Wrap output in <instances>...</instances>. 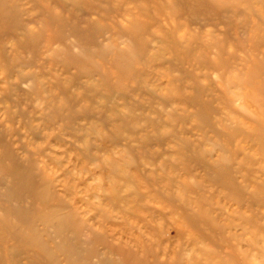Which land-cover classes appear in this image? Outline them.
Instances as JSON below:
<instances>
[{"label": "rangeland", "instance_id": "374dc122", "mask_svg": "<svg viewBox=\"0 0 264 264\" xmlns=\"http://www.w3.org/2000/svg\"><path fill=\"white\" fill-rule=\"evenodd\" d=\"M0 204V264H264V0H0Z\"/></svg>", "mask_w": 264, "mask_h": 264}, {"label": "bare ground", "instance_id": "6f19581e", "mask_svg": "<svg viewBox=\"0 0 264 264\" xmlns=\"http://www.w3.org/2000/svg\"><path fill=\"white\" fill-rule=\"evenodd\" d=\"M7 149V148H6ZM21 167V166H20ZM29 169H31V168H29ZM17 171V170H16ZM13 172V171H12ZM18 172V171H17ZM24 175V174H23ZM26 176V175H25ZM20 179H21V177H20ZM22 180V179H21ZM20 180V181H21ZM3 181V180H2ZM24 181V180H23ZM25 182H27L26 180H25ZM32 183V182H31ZM19 184V183H18ZM26 187H27V185H26ZM8 194V193H7ZM48 194V193H47ZM3 195V194H2ZM25 195H26V193H25ZM9 196V195H8ZM4 198V197H3ZM2 198V199H3ZM5 201H6V199H5ZM15 202V201H14ZM1 205V204H0ZM15 205V204H14ZM6 207V206H5ZM7 212V211H6ZM9 229V228H8ZM14 233V232H13ZM63 234V233H62ZM47 246V245H46ZM73 252V251H72Z\"/></svg>", "mask_w": 264, "mask_h": 264}]
</instances>
